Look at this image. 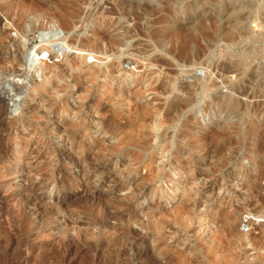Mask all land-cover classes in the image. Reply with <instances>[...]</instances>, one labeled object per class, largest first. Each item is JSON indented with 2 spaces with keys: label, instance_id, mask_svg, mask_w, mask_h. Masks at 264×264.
<instances>
[{
  "label": "rangeland",
  "instance_id": "1",
  "mask_svg": "<svg viewBox=\"0 0 264 264\" xmlns=\"http://www.w3.org/2000/svg\"><path fill=\"white\" fill-rule=\"evenodd\" d=\"M263 71L264 0H0V264H264Z\"/></svg>",
  "mask_w": 264,
  "mask_h": 264
},
{
  "label": "bare ground",
  "instance_id": "2",
  "mask_svg": "<svg viewBox=\"0 0 264 264\" xmlns=\"http://www.w3.org/2000/svg\"><path fill=\"white\" fill-rule=\"evenodd\" d=\"M104 14V13H103ZM107 14V13H106ZM62 18H63V23H64V25L68 28V29H72L73 27H74V25L76 24V20H78V16H77V14H73V15H66V16H62ZM58 35H59V31L58 30H54V29H52V31L50 32V33H48V34H46V35H42V37L43 38H45V39H56L57 37H58ZM243 37V32L241 31V32H229L227 35H226V40L227 41H229V43L230 42H234V41H236L237 39H239V38H242ZM40 38V37H39ZM184 48V47H183ZM21 49V48H20ZM184 51H186V53H188L190 50H189V48H184ZM34 52V51H33ZM9 55V54H8ZM249 55V54H248ZM31 56V51H30V54H29V57ZM9 58V57H8ZM4 59V58H3ZM25 59H26V55H25ZM27 59H28V57H27ZM20 63V62H19ZM249 68L250 67H248V65H246V64H243V90H241V89H236V87H235V89L237 90V93L238 94H242L243 96H245V97H247V98H249L250 97V94H252V93H250V88L248 87V85H253L255 82H256V80H257V75H255L256 74V72L254 73V71L253 70H251V71H249ZM227 69V68H226ZM9 70V69H8ZM6 71H7V69H6ZM264 72V71H263ZM264 74V73H263ZM241 78V77H240ZM260 84V83H259ZM261 86V85H260ZM254 87V86H253ZM242 88V87H241ZM234 89V90H235ZM209 91H210V89H208ZM190 91V90H189ZM192 91V90H191ZM186 93H189V92H186ZM255 92L253 93V95L255 96ZM190 95H192V94H190ZM261 96V95H260ZM222 100H225V102L226 101H228L229 99H228V97H224V98H222ZM18 102V101H17ZM17 105V104H16ZM247 108V107H246ZM243 110H244V108H243ZM245 111V110H244ZM246 210H247V212H249V211H255V214H264V204H263V202L260 200V201H258L256 204H255V206H253V205H246ZM250 213V212H249ZM158 231V230H157Z\"/></svg>",
  "mask_w": 264,
  "mask_h": 264
}]
</instances>
